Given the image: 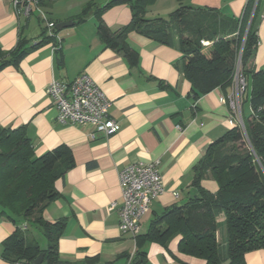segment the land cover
<instances>
[{
	"label": "crops",
	"instance_id": "1",
	"mask_svg": "<svg viewBox=\"0 0 264 264\" xmlns=\"http://www.w3.org/2000/svg\"><path fill=\"white\" fill-rule=\"evenodd\" d=\"M41 1L48 18L57 25L73 22L57 34L63 64L58 65L55 45L50 43L30 52L18 65L5 67L0 72V127H25L38 157L59 146L68 147L74 156L75 167L55 184L61 199L43 214L49 222H67L59 241V257L67 262L99 257L98 264H206L180 253V237L170 240L167 248L155 242L137 248L136 237L146 234L152 221L167 208L182 206L197 195L194 168L210 146L238 124L225 101L231 91L218 88L195 100L182 72L176 39L170 47L137 32L129 33L127 43L140 54L136 66L106 47L98 36L97 14L112 0ZM249 1L149 0L145 19L168 20L180 7L214 11L227 20L245 19L244 38L253 25L259 40L246 70L259 72L264 70V0L258 5L255 1L247 14ZM88 6L85 21L78 24L76 19ZM132 17L130 3L117 4L101 14L113 32L129 26ZM44 30L38 16L19 20L14 0H0V50L4 53L16 49L22 33L31 41L26 48L34 46ZM81 74H87L112 102L110 117L121 126L117 134L98 133L92 140L93 126L57 121L48 95L50 83L71 82ZM135 163H159L164 185V193L142 218L137 236L121 232L118 211L123 204L120 172ZM202 186L212 194L219 189L210 177ZM113 203L116 209L110 208ZM23 226L28 240L37 242L34 236H27L26 222L15 223L0 214V264H11L4 259V243ZM37 232L43 235L39 228ZM138 250L146 256L138 258ZM246 262L264 264V250L248 254Z\"/></svg>",
	"mask_w": 264,
	"mask_h": 264
},
{
	"label": "trees",
	"instance_id": "2",
	"mask_svg": "<svg viewBox=\"0 0 264 264\" xmlns=\"http://www.w3.org/2000/svg\"><path fill=\"white\" fill-rule=\"evenodd\" d=\"M148 1L112 0L99 10L98 36L106 47L136 66L140 54L127 43L129 33L137 32L170 47L176 39L182 53V72L191 84L195 100L218 88L232 91L240 59L247 87L242 99L243 128L237 124L210 146L194 168L193 187L197 195L156 217L148 232L136 237L137 248L145 242L167 248L170 240L180 237L179 251L186 256L206 264H247L248 254L264 250V70H246L259 45L257 33L252 25L245 39L247 20L222 19L214 11H195L190 7L178 8L168 20L149 21L145 19ZM255 1H249L247 14ZM120 3L131 4L133 17L129 26L113 32L102 21L101 14ZM89 8L76 19L78 24L85 21ZM21 36L14 51L6 54L0 50V72L50 43L58 46L57 63L63 64L62 49L55 39L46 36L45 30L41 42L29 48L26 47L31 41L23 33ZM245 100L251 107L248 116L244 114ZM74 167V156L68 147L59 146L38 157L25 127H0V214L15 223H33L48 242L47 249H42L18 229L4 243L5 260L11 264H33L44 253L42 264L100 262L99 257H88L82 262L63 261L58 247L67 222L61 219L52 223L43 216L46 208L62 197L56 182ZM208 177L218 184L216 194L202 186ZM222 228L225 234L219 240ZM136 254L138 258L146 256L139 250Z\"/></svg>",
	"mask_w": 264,
	"mask_h": 264
},
{
	"label": "built area",
	"instance_id": "3",
	"mask_svg": "<svg viewBox=\"0 0 264 264\" xmlns=\"http://www.w3.org/2000/svg\"><path fill=\"white\" fill-rule=\"evenodd\" d=\"M40 1L14 0L15 14L19 20L38 16L46 36L60 42L56 34L57 25L48 18ZM259 2L260 0H256L257 5ZM55 48L57 50L58 46ZM240 65L241 59L237 65L232 91L225 100L230 106L232 117L239 125L242 121V99L247 87ZM48 95L57 111V121L63 125L93 126L95 133L90 135L92 140L96 139L98 133L112 136L121 129L119 123L110 117L112 102L87 74H81L71 82L53 80L48 87ZM158 164L135 163L120 172L123 204L118 211L123 234L137 236L142 218L150 212L152 203L164 193ZM110 208L116 209V203ZM26 230L27 227L23 226L22 231Z\"/></svg>",
	"mask_w": 264,
	"mask_h": 264
},
{
	"label": "rangeland",
	"instance_id": "4",
	"mask_svg": "<svg viewBox=\"0 0 264 264\" xmlns=\"http://www.w3.org/2000/svg\"><path fill=\"white\" fill-rule=\"evenodd\" d=\"M243 52V51H242ZM251 90V89H250ZM249 94V93H248ZM251 112L250 102L245 100L244 104V114L248 116ZM240 123V121H239ZM240 126L243 128V121H241ZM223 218H220V221H222ZM29 232H26L27 236H34L35 240L42 246L47 247V239L44 237V235L37 232V226L33 223H28ZM224 228H222L218 234L219 240H222V237L224 236ZM225 245V243H223Z\"/></svg>",
	"mask_w": 264,
	"mask_h": 264
},
{
	"label": "water",
	"instance_id": "5",
	"mask_svg": "<svg viewBox=\"0 0 264 264\" xmlns=\"http://www.w3.org/2000/svg\"><path fill=\"white\" fill-rule=\"evenodd\" d=\"M72 25H73V22L60 23L59 25H57V31H61V30L65 29V28H68V27H70V26H72ZM44 257H45V254L42 253V254L38 257V259H37L36 261H34L33 264H42L43 261H44Z\"/></svg>",
	"mask_w": 264,
	"mask_h": 264
}]
</instances>
